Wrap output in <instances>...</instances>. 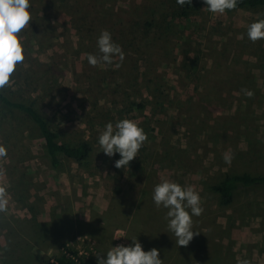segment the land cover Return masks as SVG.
<instances>
[{"label": "rangeland", "instance_id": "obj_1", "mask_svg": "<svg viewBox=\"0 0 264 264\" xmlns=\"http://www.w3.org/2000/svg\"><path fill=\"white\" fill-rule=\"evenodd\" d=\"M161 1L30 0L31 20L18 34L24 60L5 87L34 100L65 140H90L93 151L82 165L64 157L52 167L33 124L0 108V264H48L62 246L99 264L97 256L133 237L157 248L162 264H264V188L239 191L229 206L212 189L225 172H264V39L246 34L264 8L212 13L196 0L172 20ZM151 19L147 36L135 38ZM101 30L123 60L88 63L89 53L100 55ZM123 118L147 139L116 168L119 154L99 151L97 137ZM163 179L201 197L186 246L152 201Z\"/></svg>", "mask_w": 264, "mask_h": 264}, {"label": "clouds", "instance_id": "obj_2", "mask_svg": "<svg viewBox=\"0 0 264 264\" xmlns=\"http://www.w3.org/2000/svg\"><path fill=\"white\" fill-rule=\"evenodd\" d=\"M182 7L190 5L191 0H176ZM239 0H203L204 7L212 13H224L238 6ZM30 0H0V88L5 87L16 65L24 60V48L18 34L31 20ZM248 39L255 42L264 39V19L250 23L246 31ZM99 56L89 53L88 63L110 64L113 56L118 55L123 60L121 47L112 40L107 30H101L97 37ZM251 95L250 92H248ZM147 139L143 128L134 120L123 118L113 125L107 122L98 134L99 151L112 157L119 154L114 160V167L129 166V162L137 157L138 150ZM98 151V152H99ZM6 156V149L0 145V157ZM223 159L230 164L232 153L225 152ZM151 198L157 208L166 209L165 220L168 230L176 237V244L186 246L193 238V216H199L203 211L201 197L191 186L163 179L155 184ZM7 199L5 188L0 187V212L6 211ZM190 210V211H189ZM117 238V237H116ZM130 244H118L109 248L105 254L99 255V264H162L159 250L155 247L144 250L137 237L130 239ZM237 264H250L247 259H240Z\"/></svg>", "mask_w": 264, "mask_h": 264}, {"label": "trees", "instance_id": "obj_3", "mask_svg": "<svg viewBox=\"0 0 264 264\" xmlns=\"http://www.w3.org/2000/svg\"><path fill=\"white\" fill-rule=\"evenodd\" d=\"M195 1L191 0L190 5L183 7L177 4L176 0H162L161 2L169 8L173 20L185 17L192 9ZM237 7L262 10L264 8V0H239ZM153 23V19L142 24L140 23L141 26L133 30L135 38L137 37L141 40L147 36ZM0 108L3 110V115L5 116L11 112H15L27 118L33 124L44 140L45 152L52 167H59L64 157L71 158L78 165H82L88 161L93 151L92 142L90 140H65L61 137L62 134L59 130L51 125L45 113L35 106L34 100L13 96L6 87H3L0 88ZM259 187L264 188V172L251 173L243 171L223 173L217 178L212 189L217 194L218 203L229 206L239 191ZM61 248H63L61 252L54 258L48 260V264H96L89 257L77 255L76 249H71L66 246H62ZM72 256L76 257L77 260Z\"/></svg>", "mask_w": 264, "mask_h": 264}, {"label": "built area", "instance_id": "obj_4", "mask_svg": "<svg viewBox=\"0 0 264 264\" xmlns=\"http://www.w3.org/2000/svg\"><path fill=\"white\" fill-rule=\"evenodd\" d=\"M63 248H61V250H62ZM68 254V253H67ZM77 255H84V256H86V257H88L87 256V254H86V252H83L82 250H78L77 249ZM75 260H77V258L76 257H74V256H72Z\"/></svg>", "mask_w": 264, "mask_h": 264}]
</instances>
